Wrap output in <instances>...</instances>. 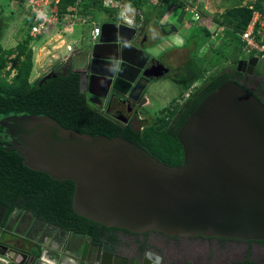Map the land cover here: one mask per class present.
Here are the masks:
<instances>
[{"label":"water","instance_id":"water-1","mask_svg":"<svg viewBox=\"0 0 264 264\" xmlns=\"http://www.w3.org/2000/svg\"><path fill=\"white\" fill-rule=\"evenodd\" d=\"M99 29L75 71L81 90L95 104L110 94L138 100L151 76L145 51L131 45L134 21L121 10L118 22ZM166 71L158 65L153 76ZM0 125L5 150H15L25 167L73 182L72 210L88 221L128 233L264 241V105L238 83L221 84L187 116L176 133L183 152L178 166L123 138L79 133L48 116L22 115ZM0 248V264H37ZM75 253L63 259L131 264L107 244L81 241Z\"/></svg>","mask_w":264,"mask_h":264},{"label":"trees","instance_id":"trees-1","mask_svg":"<svg viewBox=\"0 0 264 264\" xmlns=\"http://www.w3.org/2000/svg\"><path fill=\"white\" fill-rule=\"evenodd\" d=\"M131 1L139 8L149 0ZM159 1L163 2V11H166L179 0ZM77 2L83 14L94 18V13L101 8L102 0H58L56 7L58 13H67L68 8ZM253 12V7L230 8L226 11L223 22L229 23L236 34H241L251 22ZM30 25L29 19L26 18L22 28L27 27L29 31ZM0 29L2 31L5 28ZM202 32L203 37L211 35L206 28H203ZM26 34L25 39L14 48L0 51V121L22 115L48 116L62 127L79 133L123 138L169 166H178L182 163L183 152L176 133L187 116L218 86L228 81L235 82L234 72L220 73L204 82L195 97L191 95L186 108L173 126L161 130L152 125L135 131L129 124L114 120L99 105L90 102L81 90L80 76L72 68L71 58L65 63H57L44 75L30 81L33 68L30 44L33 39L29 33ZM262 44L264 45V37ZM260 55L264 56V53ZM237 59L231 61L233 69ZM226 60V56L214 52L211 64L218 65ZM195 77L184 83L185 91L197 79L198 73ZM4 130L5 128L0 125V203L10 210L21 207L34 210L39 219L58 229L97 239L99 232L106 228L74 214L73 182L56 181L44 173L25 167L15 150H5L4 144L7 141ZM36 255L40 256V252Z\"/></svg>","mask_w":264,"mask_h":264},{"label":"flooded vegetation","instance_id":"flooded-vegetation-1","mask_svg":"<svg viewBox=\"0 0 264 264\" xmlns=\"http://www.w3.org/2000/svg\"><path fill=\"white\" fill-rule=\"evenodd\" d=\"M124 11L128 19L134 21L135 35L131 45L145 51V56L148 58L145 69H147V75L151 77L136 101L127 96L110 94L106 100L103 99L101 103L94 104L99 105L114 120L129 124L135 131H138L144 128L143 124L146 122L141 117L139 109L144 104L147 87L152 82L164 78L168 71L173 69L167 64L166 59L164 61L161 56H153L147 51L150 43L146 32L147 25L144 24L146 20L142 18L139 20L137 8H134L133 11ZM118 19L119 14L113 22H118ZM159 26L161 27V24H158L157 27ZM239 60H248L249 62L241 63L238 66ZM158 65L163 66L167 71L162 76L155 78L153 73ZM232 69L233 67H226L222 73L234 72L233 80L253 93L264 105V56L249 54L244 58H238L234 69ZM203 81L197 78L191 84L192 90L187 97L178 100L180 107L176 111L174 124L186 108L191 95L193 94L192 97L197 95L198 89L194 95V88H198V85ZM180 82L183 83L182 80ZM84 93L88 99L92 98L87 89ZM98 93L101 92L98 90ZM134 117L137 121H132ZM67 232L39 219L34 210L22 207L10 210L0 203V246H7L12 251L26 253L35 263L40 259V256L36 254L41 251L49 256L60 255L62 258L75 255L82 241L91 245L107 244L114 255L131 264H264V241L200 235L172 236L159 233H128L118 229L111 230V228L100 231L97 239L70 232L71 234L64 240L63 237L68 235ZM14 233L19 237L16 242L10 239L11 234ZM0 251H2L1 248Z\"/></svg>","mask_w":264,"mask_h":264},{"label":"rangeland","instance_id":"rangeland-1","mask_svg":"<svg viewBox=\"0 0 264 264\" xmlns=\"http://www.w3.org/2000/svg\"><path fill=\"white\" fill-rule=\"evenodd\" d=\"M58 1V0H57ZM86 1V0H85ZM158 1V0H156ZM148 4H144L139 7V12L142 11L147 25L146 32L149 34L153 32L155 34L156 28L154 27L157 23L156 18L159 16H168L170 19L169 23H163V34L160 31V26L157 27L158 35L150 43L147 51L153 56H162L163 60L166 59L167 64L173 70L168 71L167 75L158 81L152 82L146 89L145 95L149 98L150 104L139 109L141 117L146 121L143 126L149 127L154 126L158 129L165 130L168 127L174 125V117L176 111L180 107L178 100H181L183 95L184 87L182 86L181 80H189L198 73V79L204 80L202 84L198 85V88H194V95L196 90L201 89L204 82L219 75L227 67H233L232 60L236 58H244L248 54L244 51L245 45L241 41L239 33L232 31V27L229 23L223 22V17L226 11L230 8L236 7H253L254 14L257 17L256 30L260 27V20L264 17V1L262 0H186V4L191 7L194 13H197L200 17L195 19L193 12H190L191 8L187 12H182L180 7L172 6L171 8L163 11V9L154 6L151 2L147 1ZM154 2V0H153ZM191 2L193 4H191ZM58 3V2H57ZM107 3L109 4L108 0ZM123 3V2H122ZM112 3L117 8H122L128 11H133L134 5L128 4L127 1L123 4ZM115 4V5H114ZM0 51L14 48L18 43L23 41L28 33L27 27H23V22L26 20V7L25 0H0ZM57 7V4L55 5ZM112 6V7H113ZM105 9H109L108 6H104ZM182 12V13H181ZM118 12L97 10L94 13L93 22L99 27L109 21H115ZM159 14V15H158ZM6 15V16H2ZM179 17V21L176 19ZM152 18H151V17ZM254 16V15H253ZM182 18H185L187 24H185L184 30L186 29L188 35L194 37L195 43H198V47L193 53V50L186 54L177 55L180 47L183 46L178 40H176L174 32H171V28L175 30L180 27ZM141 20V17L140 19ZM155 22V23H152ZM150 24V25H149ZM152 26V27H150ZM261 27L264 26L261 25ZM206 28L211 32L209 37H203L202 29ZM91 26L77 25L76 34L73 37L66 36L64 39L65 43H73L77 48H88L92 43L89 37V31ZM52 34H59V29L53 27ZM84 30V31H83ZM259 35H255V40L260 37H264V30L259 28ZM80 35V40H79ZM50 35H44L43 40L47 39ZM42 40V41H43ZM160 52H163L160 54ZM214 52H218L227 57V60L218 64H211V58ZM192 53L194 56H192ZM59 54H65V50L59 51ZM81 54V53H80ZM160 54V55H159ZM185 55V56H183ZM73 61V60H72ZM165 61V60H164ZM50 68L45 70L39 76L41 77ZM35 70L32 71L31 77L35 76ZM38 76V78H39ZM195 77V76H194ZM196 78V77H195ZM36 79V78H35ZM32 81V80H30ZM242 256V254H241ZM232 257L230 258V260ZM255 261V259H254Z\"/></svg>","mask_w":264,"mask_h":264},{"label":"crops","instance_id":"crops-1","mask_svg":"<svg viewBox=\"0 0 264 264\" xmlns=\"http://www.w3.org/2000/svg\"><path fill=\"white\" fill-rule=\"evenodd\" d=\"M125 1L128 2V4H131L132 1L131 0H120V1H114V0H108L109 4L107 3V0H102L101 3V8L100 10H105V11H112V12H119L122 10V8H117V6H113L112 3L115 4H121L122 2L125 3ZM195 2V0H193ZM198 1V0H196ZM264 1V0H262ZM149 2H151L152 5L154 6H158V8L163 9V2L162 1H156L154 0H149ZM122 3V4H123ZM114 4V5H115ZM133 4V3H132ZM148 4V3H146ZM191 4H193L191 2ZM108 6L109 9H105L104 6ZM134 5V4H133ZM113 6V7H112ZM174 6L180 7L182 12H187L190 9V12H193L192 9H194L195 7H191L190 5L186 4V0H179L178 2H176V4ZM135 7V6H133ZM136 8V7H135ZM125 10V9H124ZM195 10V9H194ZM0 11H1V6H0ZM181 12V13H182ZM117 14V15H118ZM137 15L138 18L140 19V17L142 19L144 18V15L141 12H139L138 8H137ZM159 15V14H158ZM2 16H6V15H2ZM151 17V16H150ZM180 15L178 16V18L176 19V21H179ZM152 18V17H151ZM2 20V18L0 19ZM157 23L154 24L156 31L155 34H153V32L148 34V42L151 43L153 41V39H155L158 35V30H157V26L158 24H161L160 27V31L163 34V23H166L167 26L168 24L171 25L169 23L170 19H168V16L166 15H162L159 16L158 18H156ZM155 23V22H152ZM185 24H187V21L185 20V18H182L181 22H180V27L178 29H176V31H171L174 32L175 34V39L178 40V42H180L181 44H183L182 47H180L179 51H177V55H182V54H187L189 52H191V50H193V53L196 50V48L198 47V43H195L194 37L187 36L188 33L186 31V29L184 30ZM260 25L264 26V17H262V19L260 20ZM150 25V24H149ZM76 27L74 26L70 29H65L63 32L61 31L59 34H52V30H46L41 36L37 37L36 39H34L31 44L30 47L32 49V60H33V68L32 71L35 70V76L36 77H31L30 76V80L34 81L35 78L37 79L38 76L43 73L45 70H47L48 68H52L54 65H56L57 63H65L69 58H71L72 61V68L74 69V71H77L80 69L81 63L82 61L85 59V52H86V48H77L73 43L70 42H66L64 41V39L66 38V36L69 37H73L76 33ZM152 27V26H150ZM153 28V27H152ZM52 29V28H51ZM154 29V28H153ZM84 31V30H83ZM50 35L47 39L43 40V36L44 35ZM66 38V39H67ZM43 40V41H42ZM79 40H80V35H79ZM68 47H70L71 49L69 50ZM65 50V54H59V51ZM81 53V54H80ZM163 52H160V54ZM192 53V56H194V54ZM185 56V55H183ZM161 59H163V55L161 56ZM31 71V73H32ZM40 77V76H39ZM182 86L184 85V83H188L187 80H182ZM184 87V86H183ZM192 88L189 87L186 91H183V95L181 97L182 98H186L187 95L191 92ZM150 104V100L149 98L144 95V104L142 105L143 108L147 107ZM68 235L64 236V240L67 239V236H69L71 233L67 232ZM18 235L16 233L11 234V240L15 242L18 240ZM43 249V248H42ZM58 249V247H57ZM55 249V250H57ZM54 253V252H53ZM44 262H47L48 264H74L71 263L68 260L63 259L62 257L57 256V255H52L49 256L48 254H46L44 251H41L40 253V259L37 262V264H44Z\"/></svg>","mask_w":264,"mask_h":264},{"label":"built area","instance_id":"built-area-1","mask_svg":"<svg viewBox=\"0 0 264 264\" xmlns=\"http://www.w3.org/2000/svg\"><path fill=\"white\" fill-rule=\"evenodd\" d=\"M57 0H25L26 18L29 19L31 24L29 27V36L34 40L41 36L46 30L57 27L59 32H63L65 29H70L77 25L89 24L91 29L89 31V37L91 42H94L99 36V25L93 22L91 16L83 14L82 8L77 2L74 6L68 8L67 13L59 14L56 8ZM195 19H199V15L194 13ZM253 18L247 28L240 34L241 41L245 45V52L249 54H263L264 45L262 44L263 37L255 40V35H259V28L256 30L257 17L253 14ZM259 24V23H258ZM70 50L71 48L68 47ZM44 264H48L44 262Z\"/></svg>","mask_w":264,"mask_h":264},{"label":"bare ground","instance_id":"bare-ground-1","mask_svg":"<svg viewBox=\"0 0 264 264\" xmlns=\"http://www.w3.org/2000/svg\"><path fill=\"white\" fill-rule=\"evenodd\" d=\"M51 264V263H50Z\"/></svg>","mask_w":264,"mask_h":264}]
</instances>
